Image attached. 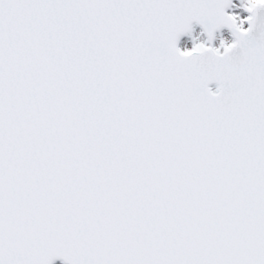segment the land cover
<instances>
[{"label":"snow or ice","instance_id":"obj_1","mask_svg":"<svg viewBox=\"0 0 264 264\" xmlns=\"http://www.w3.org/2000/svg\"><path fill=\"white\" fill-rule=\"evenodd\" d=\"M57 258L264 264V0H0V264Z\"/></svg>","mask_w":264,"mask_h":264},{"label":"rangeland","instance_id":"obj_2","mask_svg":"<svg viewBox=\"0 0 264 264\" xmlns=\"http://www.w3.org/2000/svg\"><path fill=\"white\" fill-rule=\"evenodd\" d=\"M234 3L239 5V0H236ZM230 12L239 13L241 16L247 15V13L243 12L242 8H240L239 6L234 9H231ZM192 37L197 38L195 40L196 43L206 42L205 37L202 35L201 30L198 27L194 29L192 33ZM192 37L189 36L181 42V50H184L185 46L187 47L193 46L194 42H193ZM221 39H224L226 42L232 41L230 35L227 32L222 31L216 36L215 41H214V47H218L220 45Z\"/></svg>","mask_w":264,"mask_h":264},{"label":"water","instance_id":"obj_3","mask_svg":"<svg viewBox=\"0 0 264 264\" xmlns=\"http://www.w3.org/2000/svg\"><path fill=\"white\" fill-rule=\"evenodd\" d=\"M234 1H235V0H234ZM193 26H197V27L201 28L200 25L195 24V23L193 24ZM201 30H202V28H201ZM223 30H227V31L230 33V35H231L230 30L227 29V28L220 29V30H218L216 33H219V32H221V31H223ZM202 31H203V30H202ZM216 33H215V34H216ZM204 34H205L206 39H207V35H206V33H204ZM186 36H187V34L184 35V36H182V37L180 38V41H181L182 39H184ZM231 37H232V35H231ZM232 38H233V37H232ZM180 41H179V43H180ZM213 42H214V40L212 41L211 46H213ZM179 43H178V47H179ZM209 87H210L214 92H215L216 89H217V85H216V83H214V82L211 83V84L209 85ZM53 264H64V262H63L62 259L57 258L56 260L53 261Z\"/></svg>","mask_w":264,"mask_h":264}]
</instances>
